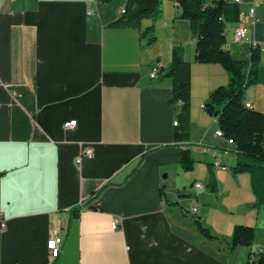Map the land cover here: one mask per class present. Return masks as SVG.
Instances as JSON below:
<instances>
[{
  "label": "crops",
  "instance_id": "obj_1",
  "mask_svg": "<svg viewBox=\"0 0 264 264\" xmlns=\"http://www.w3.org/2000/svg\"><path fill=\"white\" fill-rule=\"evenodd\" d=\"M160 1L161 16L140 28H110L127 0H0V264H258L264 202L251 175L233 171L236 147L216 135L217 118L202 107L229 73L196 60L181 7ZM240 6L249 31L235 42L239 22L229 24L225 48L248 59L264 42V0ZM178 45L192 71L191 134L180 142L167 75ZM245 97L264 112V83ZM86 148L93 154L78 164ZM186 150L191 170L181 165ZM197 217L215 238L197 229ZM240 224L255 237L232 248ZM55 234L63 243L51 260Z\"/></svg>",
  "mask_w": 264,
  "mask_h": 264
},
{
  "label": "trees",
  "instance_id": "obj_2",
  "mask_svg": "<svg viewBox=\"0 0 264 264\" xmlns=\"http://www.w3.org/2000/svg\"><path fill=\"white\" fill-rule=\"evenodd\" d=\"M109 2L111 0H99ZM181 7V17L188 19L191 35L197 39L196 60L202 63H220L229 73V82L217 87L205 102V109L216 116L224 137L232 139L238 157L233 171L251 175L253 191L259 202H264V112L246 106L245 92L251 85L264 83V64L260 44H252L248 59H237L225 48L228 25L241 20L240 2L233 0H175ZM160 0H127L125 11L110 21V28H140L143 19L157 18L162 14ZM152 29L143 31L147 37ZM148 42L154 41L149 36ZM173 86L170 100L177 106L174 137L177 141L189 139L191 134V62L185 59L183 46H174L172 63L167 71ZM194 159L186 150L181 165L185 170L194 167ZM211 189L215 180L211 178ZM197 229L207 238L215 234L195 218ZM255 237L254 228L237 225L232 236V248L250 246ZM252 258L253 256L250 255ZM264 264V252L258 257Z\"/></svg>",
  "mask_w": 264,
  "mask_h": 264
},
{
  "label": "built area",
  "instance_id": "obj_3",
  "mask_svg": "<svg viewBox=\"0 0 264 264\" xmlns=\"http://www.w3.org/2000/svg\"><path fill=\"white\" fill-rule=\"evenodd\" d=\"M233 1L241 2V0H233ZM124 11H125V9H123V12ZM92 13H93V10H88V14H92ZM248 15L250 17H252V18H254L256 16V9H255V7L250 8V10L248 12ZM244 19H245V17L242 14L241 20L239 21V24L236 27L235 32H234V40H235V42H241V41H243L245 39L248 31H249V28L245 24ZM253 44H260L261 52H262V54H264V42H254ZM159 71H160V66L159 65L154 66L153 69H152V71H151L150 76L152 78L156 77L158 75ZM11 92H12L11 94H12L13 99L16 102H19V99L22 96V94L19 91L15 90V89L12 90ZM246 106L251 107L252 105H251L250 102L246 101ZM202 107L205 108V104H203ZM75 124H76V120H71V121L65 122L64 123V127L68 128V127L74 126ZM174 124L175 125H178V120L177 119H175ZM215 133L218 136L224 137L223 130L221 128H219L218 126H217V128L215 130ZM227 140L230 143L234 144V142H233L232 139L229 138ZM92 154H93L92 149L86 148V149L83 150L81 156H79L77 158L76 162L78 164H80L84 156H91ZM194 186L196 188H201L203 185H202L201 182H195L194 183ZM191 209L193 211H196L197 210L196 204H193V206L191 207ZM119 223H120V219L119 218H114L113 219V225L115 227ZM5 226H6V222H5L2 214L0 213V227L1 228H5ZM62 243H63V236L61 234H55L54 236H52L48 240L47 245H48V248H49V251H50V258H51V260L59 257V255L61 253V245H62Z\"/></svg>",
  "mask_w": 264,
  "mask_h": 264
}]
</instances>
